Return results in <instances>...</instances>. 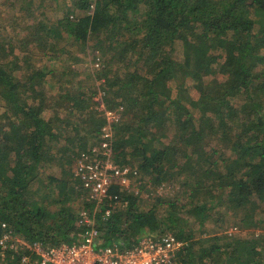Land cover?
I'll use <instances>...</instances> for the list:
<instances>
[{
  "label": "trees",
  "instance_id": "16d2710c",
  "mask_svg": "<svg viewBox=\"0 0 264 264\" xmlns=\"http://www.w3.org/2000/svg\"><path fill=\"white\" fill-rule=\"evenodd\" d=\"M76 6L81 16L66 12L56 24L61 39L79 44L69 57L71 68L43 70L26 51L30 44L43 51L51 32L42 22L16 43L0 40V236L9 232L49 247L78 241L79 211L93 207L81 181L71 169L69 179L49 174L44 182L40 170L54 160L62 170L72 162L75 168L83 153L91 156V147L101 149L106 140L109 158L129 169L131 184L112 186L119 206L106 219L98 213L105 243L170 232L187 241L177 264H264V0H96L92 13L90 0H76ZM89 39L93 44L86 49ZM176 40L181 59L174 58ZM16 48L24 53L15 54ZM99 50L111 60L100 74L107 90L99 110L85 113L94 91L86 98L59 90L80 121L76 117L71 141L54 152L47 142L59 138L62 118H44L43 95L34 92L44 83H69L81 62L100 66ZM85 51L90 60L83 61ZM105 109L117 119L107 118ZM85 132L93 138L89 143ZM75 143L80 149L66 156L67 144ZM174 170L186 190L204 199L189 208L166 196L139 206L142 191L131 185L157 193ZM43 192L51 193L50 200ZM222 207L234 225L249 230L246 237L221 231L202 237L207 219L221 220L210 212ZM19 258L8 249L0 264Z\"/></svg>",
  "mask_w": 264,
  "mask_h": 264
},
{
  "label": "rangeland",
  "instance_id": "374dc122",
  "mask_svg": "<svg viewBox=\"0 0 264 264\" xmlns=\"http://www.w3.org/2000/svg\"><path fill=\"white\" fill-rule=\"evenodd\" d=\"M66 12L70 13L72 15L71 17H74V19L83 14V11L77 9L76 0H0V40L2 38H5V40L12 39L13 42L16 43L18 39L27 37V30L32 29V26L38 24L39 22H42L44 23L42 25L46 26L48 31L51 32L50 37L47 38V42L43 47V51L35 47L34 44H30L29 48H27L26 51H29L36 56L35 65L43 70L51 67L58 68L61 65L71 68L74 60H71L69 57L75 56L76 50H78L79 48V44L74 42V39H67L66 37H63V39H61L59 30L56 29L58 20L61 19ZM89 12L91 13V10ZM13 38H15L16 40H14ZM92 44L93 41L89 39L86 49H90V46ZM61 46L65 47L64 53H60L58 51ZM174 46V58L181 59V41L176 40ZM20 50L16 48L15 54L22 55L24 53L22 51L24 50ZM86 52L87 51H85L84 55H82L83 61L85 59L90 60V57L87 56ZM98 52L101 55L100 66L95 67L94 65H92L91 61L86 63L81 62L76 70L74 68V72L72 73V75L68 77V81H70L69 83L63 84L62 87L58 86L57 83L55 84V87L44 83L41 87L37 88L38 92H34V94L39 95L41 93L43 95L45 108L42 112V116L44 118L47 119L49 117H53L54 115H58L62 118L60 127L58 125L56 126L59 132V138L57 140H50L49 142H47V148L55 146L53 148L54 152L61 149L66 143L67 139L71 141V135L75 134L74 127L77 126L75 122L76 117H78L80 121L79 113L74 108L70 107L71 103L67 101H61V98L59 97V90H69L67 92H75L77 96L83 95L86 98L91 95V91H94L95 94L94 96H91V100L89 101L91 107L86 108L85 113H89L90 109L92 108L99 110L98 101L102 99L103 95L105 96V92L107 90L105 87H103V77L100 76V74H103L104 69H107L105 68V66L109 68L111 60L107 55H104L102 51L99 50ZM134 69L136 68L133 67L131 70ZM87 72L89 73V76L87 75ZM20 73H23V68ZM49 77L51 76H46V78ZM187 81L191 82L190 80ZM169 85L173 90H175L177 83L173 80L169 82ZM188 92L193 98H196L198 95V92L191 86ZM27 94L30 95V92L27 91ZM103 106L104 103L101 104L100 107L103 108ZM70 109L73 110L74 113L70 112ZM2 111L3 107L0 105V114L2 113ZM95 114L99 115L100 113ZM105 114L109 116V119H117V114L115 111L105 109ZM80 125L82 127L86 126L81 122ZM89 130L90 126L88 123V133H90ZM88 133L85 132V134L82 135L83 137H86L87 143L93 140L92 136ZM79 145L80 144L77 143H75L74 145L67 144L69 148L65 151L66 156L69 155V157H73L74 153H76L78 149H80ZM72 164L68 166L65 165L63 170L59 166H57L55 160L52 161V164L43 165L40 170L41 176L43 177L42 180L46 182L47 176L49 174H55L58 178L62 177L64 174V176L69 179L71 169H74ZM178 172V170H174L170 176L171 181L163 183V187H160V190L157 193H154L153 191L147 192L144 189L141 190L136 183L132 184L131 186L133 188V191H142V196L139 200V206L142 205L144 208H146L156 203L159 197L163 198L165 196L167 198L176 199L179 204L186 205L188 208L192 204H194V202H197L199 200V197H201L200 192L195 193V191L189 192V190H186L178 180ZM45 192H43V195H46L48 197L47 199L50 200V198L52 197L51 193ZM160 192H162V195H159ZM201 199H204L203 195ZM190 200L193 202H191ZM73 206H75L74 202ZM215 212V210L211 211L210 214L218 217L219 219L221 218V220L216 223L211 219H207L201 232L202 237H208L218 231L225 232L228 235H237L238 237L247 236L249 230L242 229L234 225L233 223L235 220L229 217V215L225 216L223 214L225 213L223 207L221 211H219L220 213ZM257 213L259 214V210H257ZM240 215H242V213H240ZM193 219V217L190 218V220L192 221ZM196 219L197 218H195V220ZM257 232L259 231L257 230ZM198 233L199 231H196V235ZM6 249L7 248H2V251H5ZM10 259L14 260L15 258H13V255H10Z\"/></svg>",
  "mask_w": 264,
  "mask_h": 264
},
{
  "label": "built area",
  "instance_id": "2783aa9c",
  "mask_svg": "<svg viewBox=\"0 0 264 264\" xmlns=\"http://www.w3.org/2000/svg\"><path fill=\"white\" fill-rule=\"evenodd\" d=\"M95 5L96 0H90L91 13ZM103 136L106 139L110 132L106 131ZM101 146V149L91 147V156L83 153L73 172L93 206L79 211V224H82L77 232L79 240L49 247L3 232L0 236L2 256L11 249L15 255H20L14 264H32V257L35 264H177L179 253L184 250L187 241L176 238L170 232L145 234L131 243L123 240L105 243L100 237L96 222L98 213H101L100 218H108L121 201L117 192H110L111 187L118 185L126 189L131 184L129 169L118 167L109 158L111 149L108 141L104 140ZM1 226L4 227L5 223ZM2 248L7 249L2 251Z\"/></svg>",
  "mask_w": 264,
  "mask_h": 264
}]
</instances>
